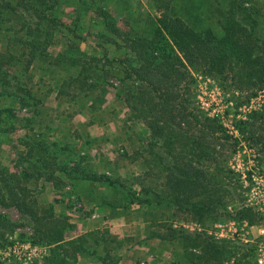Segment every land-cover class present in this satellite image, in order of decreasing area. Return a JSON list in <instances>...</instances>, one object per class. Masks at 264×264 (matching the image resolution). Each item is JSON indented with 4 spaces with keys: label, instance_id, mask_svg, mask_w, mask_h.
Segmentation results:
<instances>
[{
    "label": "trees",
    "instance_id": "trees-1",
    "mask_svg": "<svg viewBox=\"0 0 264 264\" xmlns=\"http://www.w3.org/2000/svg\"><path fill=\"white\" fill-rule=\"evenodd\" d=\"M182 1L160 0L161 15L127 5V24L122 28L108 0H0V43L5 41L7 48L0 54V86L12 88H2L0 96L14 103L0 106V118L27 130L21 139L29 148L23 157L28 167L13 172L0 166V204L14 205L33 221L34 243L51 248L42 264H71L67 260L71 246L83 252L87 236L65 240L66 228L73 225L57 217L53 205L42 207L28 185L31 169L46 174L63 155L53 149L57 141L50 150L43 132L34 127L35 117L43 115L42 106L53 94L71 116L86 114L94 124L116 79L120 82L116 98L130 108V120L147 127V152L165 170L161 191L137 190L135 183H119L111 177H88L91 181L102 180L121 192L124 202L195 214L199 222L231 215L228 208L239 185L233 183L234 172L224 152L230 138L218 118L194 105L190 87L193 72H198L217 79L226 90L247 92L249 99L264 88L263 5L253 0H217L229 4L224 31L218 33L202 24L195 12L196 0ZM52 47L61 49L54 54ZM15 103L31 107L33 119L17 114ZM262 117V111L250 114L254 120ZM66 147L74 153L73 147ZM219 156L224 159L218 161ZM73 160L67 156L63 166ZM252 211L243 207L239 218L253 224ZM14 226L9 214L0 211V242L15 231ZM167 230L151 236L177 245L172 264H256L254 244L219 240L206 231L172 225Z\"/></svg>",
    "mask_w": 264,
    "mask_h": 264
},
{
    "label": "rangeland",
    "instance_id": "rangeland-1",
    "mask_svg": "<svg viewBox=\"0 0 264 264\" xmlns=\"http://www.w3.org/2000/svg\"><path fill=\"white\" fill-rule=\"evenodd\" d=\"M108 1L122 28H126L127 24V5L136 10L151 11L155 15L162 13L160 0ZM253 1L263 5L260 11V16H263L264 0ZM196 4L198 9L195 12L202 24L222 33L229 17V4L217 0H196ZM63 11L69 13L70 9L63 8ZM191 17L193 18V15ZM65 19L69 20L68 17ZM93 41L94 38L89 39V42ZM6 49V42L0 43V54H4ZM60 49V47H52L50 52L56 54ZM193 74L195 81L191 84L190 93L193 95L194 105L223 123L226 134L230 138V143L224 150L227 155L226 161L234 172L232 174L233 183L239 185V189L233 194L235 199L229 205L231 215H224L215 222L211 220L199 222L195 214H179L161 207L152 206L148 210L137 208L138 204L124 202L122 193L109 187L102 180L91 181L89 179L92 176L111 177L118 179L119 183H135L137 190L140 187H153L158 191L165 188V170L157 160L153 161L152 156L147 152L150 132L141 122L128 118L130 108L116 98V87L120 84L116 79L111 81L113 86H110L100 120L94 124L89 123L90 117L86 114L71 116L67 107L59 106L56 94L51 95L42 106L43 115L35 117L37 123L35 122L34 127L37 132H43L50 143L49 149H52L51 143L57 141V146L53 149L59 150V153L63 155L59 160L56 159L59 164L49 165V171L46 174L39 175L36 169H31L33 176L28 185L42 207L48 208L49 205H53V213L73 225L66 228L65 240L80 233L87 235L84 236L85 243L82 252L85 257L81 258L77 264H94L100 257L104 258V261L101 259L100 264L103 262L109 264H172V260L176 259L175 251L178 247L164 238H160L161 240L156 245L170 249L172 256L169 258L163 256L153 262V260H147L145 254L138 255L133 251L136 258L126 262L129 259L125 260L123 255L119 256L118 253L121 251L119 252L117 247L129 249L128 245H132L139 238L137 234L141 233L139 225L141 218L151 221H148L145 228L144 233L147 232V234L155 231L166 234L170 225L176 229L202 232L205 229L211 230L219 221L234 218L242 220L239 218L238 211L248 206L249 203L247 197L249 189L244 187L242 171L252 165L264 166V117L259 120L250 118V114L254 111L264 113V88L249 99L247 92L226 90L217 79L209 75L198 72H193ZM2 88H8L7 91L12 90V88L1 85L0 93ZM10 99L12 98L0 96V106L14 105ZM15 107L17 114L33 119L34 114L31 107L20 108L18 103H15ZM12 125L11 120L1 116L0 166L18 172L23 167H28L23 157L29 148L26 144H22L23 139H21L25 137L27 130L21 126ZM67 144L73 147L74 153H69L70 150L65 148ZM67 156L74 160L64 167L63 162ZM222 158L223 156H219L218 161H222ZM212 166L214 168L215 163ZM76 175L79 178L75 179ZM122 202L131 206L128 208L122 205ZM109 203L117 205V209L110 208ZM0 211L8 213L15 223V231L9 233L0 242L4 243V245L0 244V264H42L46 262L51 248L44 243H34V224L30 217L19 212L14 205L2 206L0 204ZM107 217H120L121 220L111 224ZM252 220L256 226L263 223V219L255 209L252 211ZM196 223L203 230H198ZM119 228L121 229L118 230ZM118 231L120 235L126 236L119 245L115 234ZM253 232L257 235V228H254ZM150 243L152 242L149 241ZM77 256L78 252L71 246L67 260L71 264H76L74 259Z\"/></svg>",
    "mask_w": 264,
    "mask_h": 264
},
{
    "label": "built area",
    "instance_id": "built-area-1",
    "mask_svg": "<svg viewBox=\"0 0 264 264\" xmlns=\"http://www.w3.org/2000/svg\"><path fill=\"white\" fill-rule=\"evenodd\" d=\"M244 187L248 190V206L256 210L263 219L259 226L250 223L247 219H230L219 221L209 230V234L219 240H230L255 245L256 264H264V166H248L242 171ZM231 207H229V210ZM199 230H203L196 224ZM257 228V235L253 229ZM31 258V256L29 257Z\"/></svg>",
    "mask_w": 264,
    "mask_h": 264
},
{
    "label": "crops",
    "instance_id": "crops-1",
    "mask_svg": "<svg viewBox=\"0 0 264 264\" xmlns=\"http://www.w3.org/2000/svg\"><path fill=\"white\" fill-rule=\"evenodd\" d=\"M139 207L141 209H146V210L149 209L148 207L142 208L140 205H137V208H139ZM143 217H144V215H143ZM107 218H108V221L111 222V224H114L116 222H119V220H121L120 217H118V218L107 217ZM148 221L151 222L148 219L145 220L144 218L143 219L141 218L140 223H139L140 228H141V233L137 234L139 236V238H137L136 241L132 243V245H128V246H130L129 249L117 247V248H119L118 249L119 252L121 251V253H118L119 256L123 255V259H125V260L129 259L126 262H130L133 258H136L135 253L138 255L139 254H145V256L147 257V260H150V261L153 260V262H156V260H158L160 257H163V256H167V258H169V256H172L171 255L172 251L170 249H167V248L165 249L163 247L160 248L156 245V244H158V241L161 240L157 234L154 236H151V234H149V233L147 234V232L144 233L145 228H146L147 224L149 223ZM159 227L160 226H158V228ZM120 229L121 228H119L118 230H120ZM205 231L209 234V232H208L209 230L205 229ZM119 233H120L119 231L115 233L117 235L116 237H118L117 238L118 245L121 244L126 238V236L120 235ZM124 234H126V233H124ZM81 235H82V233L77 234L68 240L76 239V238L80 237ZM149 241H151L152 243L149 244ZM138 249H140V250H138ZM133 251H135V253H133ZM84 257H85V255H83L82 252L78 253V256L74 259L76 261V264L78 261L81 260V258H84ZM101 259H102L101 257L98 258V260L96 262H94V264H100ZM142 263H143V261H142ZM102 264H109V263L103 262ZM125 264H127V263H125Z\"/></svg>",
    "mask_w": 264,
    "mask_h": 264
}]
</instances>
